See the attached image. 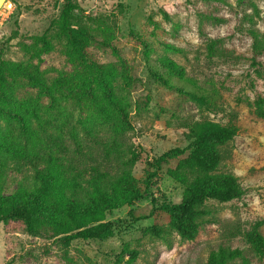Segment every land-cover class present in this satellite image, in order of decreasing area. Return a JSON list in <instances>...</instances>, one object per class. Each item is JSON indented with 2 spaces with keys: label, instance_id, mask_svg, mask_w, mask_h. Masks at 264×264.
<instances>
[{
  "label": "rangeland",
  "instance_id": "374dc122",
  "mask_svg": "<svg viewBox=\"0 0 264 264\" xmlns=\"http://www.w3.org/2000/svg\"><path fill=\"white\" fill-rule=\"evenodd\" d=\"M71 1L65 13L67 0H13L0 24V125H17L8 118L22 110L56 135L81 118L105 136L92 99L80 111L71 94L92 76L101 95V80H110L128 101L125 159L135 155L140 196L106 214L112 232L100 239L65 243L48 220L32 234L21 220L0 221V264H206L221 246L244 251L236 264H264V251L244 236L259 221L264 236V119L255 106L264 100V0ZM57 78L64 95L54 91L52 102L44 93ZM204 120L238 127L219 172L237 176L242 195L208 201L194 240L175 231L156 238L149 228L168 221L161 206L182 199L178 162L191 152L190 126ZM2 155L5 195L34 186L32 166Z\"/></svg>",
  "mask_w": 264,
  "mask_h": 264
},
{
  "label": "trees",
  "instance_id": "16d2710c",
  "mask_svg": "<svg viewBox=\"0 0 264 264\" xmlns=\"http://www.w3.org/2000/svg\"><path fill=\"white\" fill-rule=\"evenodd\" d=\"M74 7L75 4L67 0L65 13ZM167 65L175 67L171 61H167ZM30 78L35 85H45L37 74ZM61 83H65L63 78H57L47 86L44 94L52 102L58 101L54 91L64 95L63 86H58ZM93 83L92 76L84 78L71 99L80 111L84 102L92 99L95 115L109 129L105 136L96 133L81 118L77 119V125L70 119L63 122L57 128L61 134L56 135L40 121L35 128L29 123L31 114L22 110L12 112L8 118L17 125L10 123L6 129L0 125V221L21 220L32 234L48 220L59 234L65 235V243L74 239H100L112 232L105 221L106 214L132 205L140 196L137 179L132 174L135 155L125 159V138L130 121L124 88L114 87L110 80L104 79L100 82L102 94L98 95L93 93ZM255 106L257 115L264 119V100L258 99ZM64 130L66 134L62 133ZM238 131L234 124L223 126L211 120L190 126L191 152L178 162V169L186 174L179 177L182 199L179 203L161 206L168 221L149 228L150 234L161 238L175 231L185 240H194L203 220L211 213L208 201L223 203L241 197L238 177L219 172L222 148ZM2 152L11 158L24 159L32 166L34 186H22L13 194H4L5 170L9 163ZM166 155L158 161L164 160ZM261 225L262 221L257 222L244 236L248 244L264 251ZM243 257L242 249L221 246L210 253L206 264H236Z\"/></svg>",
  "mask_w": 264,
  "mask_h": 264
},
{
  "label": "built area",
  "instance_id": "2783aa9c",
  "mask_svg": "<svg viewBox=\"0 0 264 264\" xmlns=\"http://www.w3.org/2000/svg\"><path fill=\"white\" fill-rule=\"evenodd\" d=\"M13 1L12 0H3L0 3V24L8 20L10 14L13 11Z\"/></svg>",
  "mask_w": 264,
  "mask_h": 264
},
{
  "label": "water",
  "instance_id": "95a60500",
  "mask_svg": "<svg viewBox=\"0 0 264 264\" xmlns=\"http://www.w3.org/2000/svg\"><path fill=\"white\" fill-rule=\"evenodd\" d=\"M3 0H0V3L2 2Z\"/></svg>",
  "mask_w": 264,
  "mask_h": 264
}]
</instances>
